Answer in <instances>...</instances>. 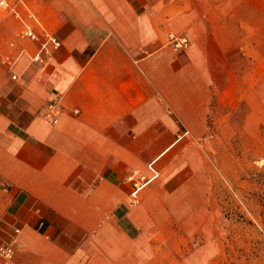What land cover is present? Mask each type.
Wrapping results in <instances>:
<instances>
[{
    "label": "crops",
    "instance_id": "obj_1",
    "mask_svg": "<svg viewBox=\"0 0 264 264\" xmlns=\"http://www.w3.org/2000/svg\"><path fill=\"white\" fill-rule=\"evenodd\" d=\"M0 3V264H171L200 138L264 80V0Z\"/></svg>",
    "mask_w": 264,
    "mask_h": 264
},
{
    "label": "rangeland",
    "instance_id": "obj_2",
    "mask_svg": "<svg viewBox=\"0 0 264 264\" xmlns=\"http://www.w3.org/2000/svg\"><path fill=\"white\" fill-rule=\"evenodd\" d=\"M225 108L199 140L195 217L168 233L171 264H264V80Z\"/></svg>",
    "mask_w": 264,
    "mask_h": 264
},
{
    "label": "built area",
    "instance_id": "obj_3",
    "mask_svg": "<svg viewBox=\"0 0 264 264\" xmlns=\"http://www.w3.org/2000/svg\"><path fill=\"white\" fill-rule=\"evenodd\" d=\"M0 5L5 10L9 9V7L6 3H0ZM23 36L26 38H29L31 40H34V41H38V39H39V35L36 34L34 29L29 25L25 26V29L23 31ZM43 37H44V41L42 42V44L40 46V50L33 57L34 61L39 62V63L44 62L45 57L50 55L52 49L56 50L60 47V42L53 35H51L47 32H44ZM170 38L176 42L177 47H185L189 43L186 38H176L174 35H171ZM16 62H17L16 59L11 60V59L7 58V60H6V63L9 65L10 69H14ZM13 78L16 79L15 76ZM50 108L53 109L54 105H51ZM138 190H139V188L137 187L136 192ZM10 254H11L10 248H8V247L7 248H0V256L1 255L9 256Z\"/></svg>",
    "mask_w": 264,
    "mask_h": 264
}]
</instances>
